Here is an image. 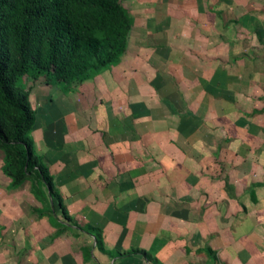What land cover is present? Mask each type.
<instances>
[{"label": "rangeland", "instance_id": "obj_1", "mask_svg": "<svg viewBox=\"0 0 264 264\" xmlns=\"http://www.w3.org/2000/svg\"><path fill=\"white\" fill-rule=\"evenodd\" d=\"M118 2L131 25L127 46L132 31H140L145 39L147 36L148 39H159L167 33L169 40L168 33L171 31L168 27L175 22L180 28L177 41L180 44L186 42L188 55L195 58L197 70H203V76L207 72L210 75V71L217 73L213 79L165 80V88L171 92L165 96L167 101L164 100L162 112L154 113L156 117L163 114L166 118L188 122V128H184L188 135L196 131L200 133V127L194 122H214L207 127L208 130L203 129L206 141L195 144L188 139L183 142L188 153L195 154L194 167L200 169V176H189L197 177L203 183L223 186L227 200L236 202L244 215L253 212L252 208L243 205L247 199H251L252 206L258 209L261 205L258 191L264 190V169L260 166L264 153V0ZM129 59V52H125L116 63L68 83L55 81L46 74L28 73L19 78V85L30 93L35 111V124L29 135L35 153L52 177L54 191L51 193L48 190L37 173L26 176L18 183L16 150H7L0 145V264H115L120 258L132 256L137 251L146 254H137L144 257L146 264H162L160 258L158 260L144 249L110 250L106 246L101 221L105 218L104 211L118 209L115 206L118 200L131 198L134 192L131 191V184L135 187L140 185L134 194L146 199L151 197V193L147 196L142 190L146 182L164 183L172 188L177 181L176 176L163 170L158 157L152 160L155 169L147 180L143 174V157L134 162H130L125 154L122 159L115 158L108 144L106 156L94 154L96 149L88 150L85 143L78 147V153H71L73 145L69 144L68 135L62 138L55 136L54 143L45 138L47 122H65L68 105L72 107L75 104L76 107L79 104V110L87 111L81 115L84 122L98 119L99 113L94 109L102 101V89L110 93L108 88H113L114 82L118 81L114 78L117 70L130 71ZM147 82H150L147 87L153 86L151 80ZM194 85L202 93L193 94ZM211 88L218 95V101H215L217 110L209 101ZM141 122L147 120L142 119ZM157 122L168 121L161 119ZM160 129L170 128L164 125ZM91 131L89 136L95 141L98 130L91 127ZM242 134L247 148L241 163L235 162L238 155H234L235 158L233 154L220 157V142L227 140L230 144ZM209 139L213 140L212 143ZM198 144L201 151L196 147ZM63 153H68V158H65L67 154L60 158ZM237 171L247 178L243 195L239 194L240 188L232 186L241 182ZM123 185L127 188L123 189ZM195 195L192 189H188L186 196H179L172 190L170 197L172 200L182 198L180 204H188L190 215L195 214L194 209L198 205L205 209L214 202L218 208L223 203L219 195L212 196L207 187ZM236 215L229 213L227 226L230 225L232 238L238 224ZM208 250L215 264H230L212 248ZM187 253L181 256V262L177 260L172 264H209L200 260L198 255L192 258L189 251ZM257 260L258 255H252L250 264H256Z\"/></svg>", "mask_w": 264, "mask_h": 264}, {"label": "crops", "instance_id": "obj_2", "mask_svg": "<svg viewBox=\"0 0 264 264\" xmlns=\"http://www.w3.org/2000/svg\"><path fill=\"white\" fill-rule=\"evenodd\" d=\"M168 28L171 31L168 33L169 40L167 33L162 34L163 37L160 36L159 39H148L149 36L145 39L140 31H132L126 51L131 58L128 61L130 71L117 70L114 78L118 81L114 82L113 88H108L111 90L110 93L102 89V101L99 102L97 109H94L99 113L98 119L94 122H84L81 115L83 116L87 111L79 110L77 108L79 104L76 107L75 104L72 107L68 105L65 110V122L53 120L47 122L45 138L54 143L55 136L62 138L63 135H68L69 144L73 145L70 149L71 153H76L78 147L85 143L88 150L96 149L94 154L100 156H106L109 146L110 153H114L115 158L122 159L125 154L130 162H134L135 159L143 157L145 162L143 174L147 180L151 178V172L155 169L152 160L158 157L163 170L176 176L177 181L172 188L171 185L153 181L142 184L144 193L146 195L151 193V197L146 199L134 194L139 190L140 185L135 187L131 184V191H134L131 198L118 200L115 204L118 209L113 212L104 211L105 218L101 221V227L106 235V246L110 250L144 249L158 260L160 258L162 264H172L177 260L181 262V256L188 255L189 251L192 258L198 255L200 260L215 264L208 250L210 247L223 261L230 264H250L252 255H258L256 264H264V190L258 191L261 203L258 209L252 206L251 199L245 201L243 205L252 208L253 212L244 215L236 202L227 200L228 195L223 186L203 183L199 178L189 176L199 175L200 169L194 167L195 154L188 153L183 142L188 139L195 144L206 141L207 135L203 134V129L208 130L207 127L214 122H194L200 127V133L196 131L195 134L188 135L187 130L184 129L188 128V122H180L179 119L174 120L172 117L166 118L163 114L156 117L154 113L162 112L164 100L167 101L165 96L171 92L165 88L167 83L165 80L213 79L217 76V73L212 71L210 75L207 72L203 76V70L196 68L195 58L189 56L186 42L180 44L177 41L179 26L174 22ZM146 80H151L153 86L147 87L150 82ZM196 86L194 85L192 90L193 94L202 93L196 90ZM199 87L202 88L200 85ZM209 95L210 104L214 103V109L217 110L215 101H218V95L212 88L209 89ZM154 96L156 98H153ZM110 110L111 113L108 112ZM142 119H146L147 122H141ZM161 119L168 122H157ZM164 125L169 126L170 129H160ZM91 127L98 130V138L95 141L89 136L92 132ZM175 129H177L176 133H174ZM242 139L245 140L243 134L237 135L236 141L233 140L230 144L226 142L227 140L220 142L222 148L220 157L225 158L227 155L230 157L233 154L232 157L235 158L238 155L235 162L240 164L246 157L244 149L247 148ZM209 141L212 143L213 140L209 139ZM196 147L201 151L200 144ZM65 154L59 155L60 158L65 156L68 158L69 154ZM260 166L264 169V153ZM236 173L241 178V182L232 186L240 188L239 194L243 195L247 188L245 184L247 178L245 179L238 171ZM204 187L211 191L212 196L219 195L223 200L222 205L217 208L214 202H211L205 209L198 205L194 209L195 214L190 215L187 210L188 204H180L182 198L172 200L170 197L172 190L179 196L182 194L186 196L188 189H192L196 197ZM122 188L126 189L127 185H123ZM159 191L162 195L158 193ZM160 196L163 198H159ZM229 213L232 216L238 214L236 215L238 224L233 231V238L229 233L230 225L227 226ZM231 219L233 223L234 217ZM252 223L256 225L253 226ZM144 260V257L134 254L120 258L115 264H146Z\"/></svg>", "mask_w": 264, "mask_h": 264}, {"label": "trees", "instance_id": "obj_3", "mask_svg": "<svg viewBox=\"0 0 264 264\" xmlns=\"http://www.w3.org/2000/svg\"><path fill=\"white\" fill-rule=\"evenodd\" d=\"M130 28L118 0H0V145L16 150L18 183L37 173L54 191L29 135L35 111L19 78H85L124 55Z\"/></svg>", "mask_w": 264, "mask_h": 264}]
</instances>
